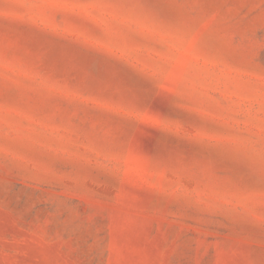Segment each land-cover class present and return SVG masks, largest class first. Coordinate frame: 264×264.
<instances>
[{
  "label": "rangeland",
  "instance_id": "374dc122",
  "mask_svg": "<svg viewBox=\"0 0 264 264\" xmlns=\"http://www.w3.org/2000/svg\"><path fill=\"white\" fill-rule=\"evenodd\" d=\"M0 264H264V0H0Z\"/></svg>",
  "mask_w": 264,
  "mask_h": 264
}]
</instances>
